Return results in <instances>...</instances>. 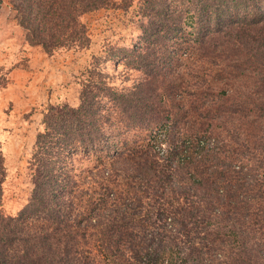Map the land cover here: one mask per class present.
I'll return each mask as SVG.
<instances>
[{
  "label": "trees",
  "instance_id": "obj_1",
  "mask_svg": "<svg viewBox=\"0 0 264 264\" xmlns=\"http://www.w3.org/2000/svg\"><path fill=\"white\" fill-rule=\"evenodd\" d=\"M4 1L47 55L136 2L114 70L140 78L115 88L93 58L78 106L48 107L16 216L0 151V264H264V0Z\"/></svg>",
  "mask_w": 264,
  "mask_h": 264
},
{
  "label": "rangeland",
  "instance_id": "obj_2",
  "mask_svg": "<svg viewBox=\"0 0 264 264\" xmlns=\"http://www.w3.org/2000/svg\"><path fill=\"white\" fill-rule=\"evenodd\" d=\"M137 3L127 11L107 8L81 17L90 46L82 51L58 50L47 55L26 41L6 1L0 5V151L6 170L2 183V209L16 216L32 191L28 162L42 118L51 105L77 107L81 83L88 78L93 58L106 60L108 82L130 87L140 75L123 64L114 70L118 51L130 48L140 35Z\"/></svg>",
  "mask_w": 264,
  "mask_h": 264
}]
</instances>
